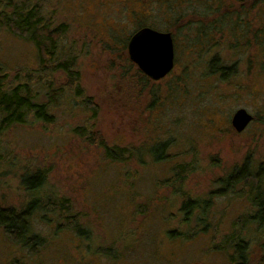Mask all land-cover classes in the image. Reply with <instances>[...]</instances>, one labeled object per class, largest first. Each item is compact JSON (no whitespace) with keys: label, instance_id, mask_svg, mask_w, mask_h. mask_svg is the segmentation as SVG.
I'll return each instance as SVG.
<instances>
[{"label":"rangeland","instance_id":"obj_1","mask_svg":"<svg viewBox=\"0 0 264 264\" xmlns=\"http://www.w3.org/2000/svg\"><path fill=\"white\" fill-rule=\"evenodd\" d=\"M21 1L15 0L20 5ZM34 1L40 3L43 15L51 17L53 26H64L58 56L75 58L81 90L91 98L95 111L70 88L53 108L52 124L29 118L0 131V209H24L29 196L22 177L45 170L44 189L52 191L64 210L48 208L45 214L31 210L25 245L0 227V264H227L228 255L217 246L231 231L233 221L250 208L248 186L234 187V193L243 195L239 197L223 190L224 180L246 157L255 171L264 168V74L257 71L250 34L264 28L263 5L248 7L247 22L239 25L248 30L246 48L233 35L215 32L211 36L207 49L219 42L215 52L223 61L237 63L234 78L221 81L210 75L204 64L206 49L191 53L195 47H187L179 65L174 49L176 66L170 75L154 81L125 63L128 54L127 47L123 48L129 36L138 23L148 22L166 31L168 16L181 11L186 13V22L193 15L201 20L197 14L208 11L210 0H150L145 6L137 0ZM188 2L197 3V14ZM217 3V7L224 4L223 11H236L234 0ZM166 5L178 7L179 12L168 15ZM189 29L193 26L186 23L171 33L177 34L182 45L195 40ZM233 46L238 50L233 51ZM188 59L196 66L185 67ZM0 65L22 79L38 68L32 42L1 24ZM49 76L56 86L64 80L62 74ZM39 98L44 99L42 90ZM239 108L252 116L242 132L230 123ZM77 126L96 132L109 146L141 150L145 162L108 159L100 147L74 133ZM161 142L169 143L164 149L166 160L152 161L145 151ZM179 165H190L180 181L182 192L164 185ZM182 193L207 202L208 213L197 225L196 211L187 225L182 224L186 217L181 210ZM205 225V233L191 239L183 236ZM241 231L249 243L255 239L251 228ZM81 232H87L88 238H81Z\"/></svg>","mask_w":264,"mask_h":264},{"label":"trees","instance_id":"obj_2","mask_svg":"<svg viewBox=\"0 0 264 264\" xmlns=\"http://www.w3.org/2000/svg\"><path fill=\"white\" fill-rule=\"evenodd\" d=\"M234 1L236 7L235 10H238L237 12L223 11L221 9L224 8V4L222 7H217V5H220V3H217L218 0H210L208 11L201 14H197V12L194 11L197 3H193L192 5L191 2H188L187 5L190 7L192 13L197 14L202 17V19H196L193 15V17L187 22L184 21L186 16L185 12L181 11L179 14L169 15L175 11L179 12V10L178 7H172V5L167 8L166 5L165 11L170 18L168 23L169 26L165 29L166 31L162 30V27L148 22L144 24L138 23V28L136 30L142 27H150L159 31L171 33L172 29L176 32V30H182L183 26L185 28L186 23H190L191 27L193 26V29L189 30L195 33L194 41L192 40V42L190 41L186 43L180 41V43H183L180 45L177 34L174 33L172 35L173 32L171 33L174 40V48L176 54H178L175 58L176 64L178 63L179 65L180 62L183 61L180 59V54H182L187 47L191 49L195 47V51H192L191 53L198 50L201 51L202 48H205V51L208 54L206 61H204L205 67L207 68L206 72L210 75H217L218 80L228 81L237 75V63L223 61L220 55L215 52L219 42H216L210 50L207 49L211 45V36L215 32H218L220 36H224L225 34L229 36L233 35L236 42L241 41V48H246L247 45L244 40L249 35L247 34L248 30L240 28L239 25L242 23L246 24L247 22L245 19L247 8L256 4H262L263 8L260 9V14L261 16L264 14V0ZM137 2L139 5L145 6L147 5V2L151 1L137 0ZM180 3L182 2L180 1ZM21 5L17 4L15 0H0V24L5 26L12 34L32 42L36 49L38 68L30 70L29 73L26 74V78L22 79L17 73L11 76L0 65V131L6 130L15 125L24 124L29 118L35 121H40L44 125L52 124L55 121V115L52 110L58 105L66 89L70 88L73 89L74 96L79 98L88 109L95 111L91 98L85 96L81 90L80 73L76 66L75 58L70 55L61 58L58 56L61 50L59 41L61 36L65 33L63 30L65 29L64 26H53L51 17L42 14L40 3L37 1L31 2V0H22ZM160 5H162L161 2L158 3V6ZM257 30L258 31L250 32V34L254 40V46H256L255 57L258 61L255 62L258 63L256 65L258 66L257 71L264 74V28ZM238 48L239 47L237 46H233V51L238 50ZM123 49H126V46ZM201 60L202 55L200 61ZM125 63H128L130 67H134L144 79H150L134 63H132L129 58L125 57ZM249 63H251V61ZM191 65L196 66L194 61L191 62V60L188 59L185 67L189 68ZM49 74H62L64 76L62 84L56 86L52 82ZM41 90L44 99L39 98ZM73 131L81 138H85L90 143H94L100 147L106 157L112 161L121 162L129 158H134L137 160L138 165H143V162H145L141 157L142 151L139 149L109 146L102 140L101 136H96V132L89 131L88 129H85V127L77 126L74 127ZM168 144V142H161L145 152L148 153L149 156L151 155L152 161L156 160L164 162L166 160L164 149L168 148ZM176 167L177 168L173 169L172 177L166 179L164 185H169L174 191L182 192L179 186L180 181L184 179L185 175L189 172L190 165L188 167L182 165ZM46 173L45 170H38L31 176L24 175L22 177L24 191L27 197L29 196V202H27L24 209H21L18 212L13 209H0V227L9 234H16L19 237L18 238L15 235L19 239L20 244L25 245L26 243H23V237L27 238L29 232L27 219L31 210L35 212L36 209H39L41 210V214H45L48 208L51 210L59 209L64 212L61 208L63 205L55 201L52 191L44 189L45 181L47 179ZM224 181L225 187L223 190H227L228 194L232 193V195L235 194L239 197H243V195L238 192L234 193V187L238 185L241 188L248 186L246 198L249 202L250 209L239 215L233 221L231 231L222 238V242L217 248L228 255L229 262L227 264H264V190L262 188V186H264V168L260 167L255 171V168H252L249 159L246 157L242 166L237 167L232 170L231 173H228ZM223 190L220 192H223ZM182 195L185 200L181 204V210L184 211V214L186 215L184 219L182 218V224L187 225L190 217L196 211L197 213L195 214H197V216H195V224L197 225L198 222L202 221L208 213V207L206 206L207 202L197 198H186L187 196L185 193H182ZM65 207L66 209L69 208L67 204ZM19 225L22 226L19 227ZM207 226L208 225L201 228L199 227L200 229H195L192 233L183 234V236L191 239L200 233H205ZM245 226L256 232V236H254L255 239L251 243L242 237L241 229ZM22 233H24V236L20 235ZM79 234L81 235V238H88L87 232H81ZM172 237L178 239L180 236L173 235ZM36 241L37 238L35 239L34 244H36ZM131 244L132 243H130L129 249ZM254 247L256 249L253 252L252 248ZM259 250H261L260 253H258ZM251 256L255 257L252 258Z\"/></svg>","mask_w":264,"mask_h":264},{"label":"water","instance_id":"obj_3","mask_svg":"<svg viewBox=\"0 0 264 264\" xmlns=\"http://www.w3.org/2000/svg\"><path fill=\"white\" fill-rule=\"evenodd\" d=\"M128 58L152 80L165 77L174 66V46L170 32L150 27L136 30L127 42ZM252 116L243 108L235 110L230 123L236 132H242Z\"/></svg>","mask_w":264,"mask_h":264},{"label":"flooded vegetation","instance_id":"obj_4","mask_svg":"<svg viewBox=\"0 0 264 264\" xmlns=\"http://www.w3.org/2000/svg\"><path fill=\"white\" fill-rule=\"evenodd\" d=\"M156 30V29H155ZM159 31V30H158ZM162 32H164V31H162ZM172 36V35H171ZM172 39H173V37H172ZM173 43H174V41H173ZM175 49V48H174ZM174 66H175V63H174Z\"/></svg>","mask_w":264,"mask_h":264}]
</instances>
